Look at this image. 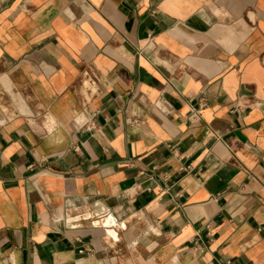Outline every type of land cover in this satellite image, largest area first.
<instances>
[{
    "label": "crops",
    "instance_id": "crops-1",
    "mask_svg": "<svg viewBox=\"0 0 264 264\" xmlns=\"http://www.w3.org/2000/svg\"><path fill=\"white\" fill-rule=\"evenodd\" d=\"M0 264H264V0H0Z\"/></svg>",
    "mask_w": 264,
    "mask_h": 264
}]
</instances>
